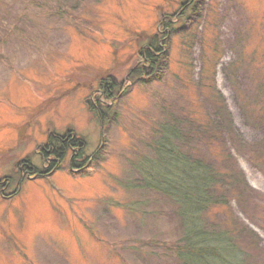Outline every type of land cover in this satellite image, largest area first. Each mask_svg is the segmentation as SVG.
<instances>
[{
    "label": "rangeland",
    "instance_id": "rangeland-1",
    "mask_svg": "<svg viewBox=\"0 0 264 264\" xmlns=\"http://www.w3.org/2000/svg\"><path fill=\"white\" fill-rule=\"evenodd\" d=\"M182 2L0 0V179L20 163L46 166L38 148L54 133L83 139L92 167L71 173L68 154L47 176L13 178L0 193V264H184L178 205L141 188L132 164L152 158L165 113L227 120L215 111L218 95L232 121L230 156L211 159L240 178L200 217L234 237L245 264H264V158L255 157L264 143V0L196 1L198 17L189 10L172 21L189 19L166 37L162 78L136 81L139 47L162 36ZM102 80L116 90L113 121L91 109Z\"/></svg>",
    "mask_w": 264,
    "mask_h": 264
},
{
    "label": "trees",
    "instance_id": "trees-1",
    "mask_svg": "<svg viewBox=\"0 0 264 264\" xmlns=\"http://www.w3.org/2000/svg\"><path fill=\"white\" fill-rule=\"evenodd\" d=\"M196 1L198 0H184L181 7L178 9L177 6V10L171 14V19L162 21V36L154 33L147 37L145 45L138 49L137 56L141 62L136 63L132 68L133 79L148 84L162 78L168 61L166 37L177 24V21L173 24L172 21L175 16L178 18H183V15L187 16L189 10L198 17L199 6L195 4ZM189 3H191L189 9H185L184 7ZM188 21V17L184 18V21L176 26L178 31L183 29V24ZM98 86V93L101 94L102 100L97 96L95 102L98 104L91 103V109L99 119L113 121L115 117L111 116L110 106L114 103L112 100L116 96V90L113 83L108 80L100 81ZM217 97V100L220 101V108H216L215 111L223 113L222 117H227V120L219 122L213 118V120L209 119L208 115H201L202 111L199 109L186 112V118H183L182 121L165 113L164 119L157 122L154 138L149 145L153 151L152 158L132 164V170L140 175L141 188L159 192L163 197L178 205L177 214L182 226L181 240L183 242L180 241L177 251L184 264H200L206 258H209L212 263L213 261L223 264L246 263L241 256L242 252L237 251L240 246L234 243L236 242L233 241L234 237L226 235L229 234L226 230L208 231L207 228H204V220L200 217V214L207 208L225 203L226 198L223 193L227 186L234 188L240 178V173L235 175L236 172L231 170L230 166L227 165L225 169H222L221 165L217 166L218 162L211 159L214 153L218 154L220 151L222 155L227 153L224 156L225 160H229L230 156L229 141L224 131L230 129L232 121L225 102L220 99L222 97L219 95ZM262 104L259 105L261 109ZM63 136L58 133L51 134L44 146L38 148L42 164L43 161H46L47 165L40 169L33 166V175H49L60 168L67 155H72L73 152L78 153L76 157L79 159L81 157L84 160L88 159L84 154L85 141L83 139L76 138L74 135H66L64 136L66 139H64ZM239 142H241L240 139L237 140V143ZM68 143L72 144V150L67 146ZM202 145L204 149L206 148L204 154L200 151V147L203 148ZM260 150L262 151L255 157L262 160L264 158V143H262V149L259 148ZM84 160L83 164H86L87 162L85 163ZM78 162L73 158L69 160V165L76 168L74 164ZM87 164L84 169L76 170L75 174H84L89 170L88 168H92L91 164ZM257 166L259 165L257 164ZM5 180L6 178L0 179L1 193L5 188ZM204 243L206 244L204 245Z\"/></svg>",
    "mask_w": 264,
    "mask_h": 264
},
{
    "label": "flooded vegetation",
    "instance_id": "flooded-vegetation-1",
    "mask_svg": "<svg viewBox=\"0 0 264 264\" xmlns=\"http://www.w3.org/2000/svg\"><path fill=\"white\" fill-rule=\"evenodd\" d=\"M61 136H63V134H60ZM70 134H68V136H69ZM64 136H66V134L64 135ZM63 136V137H64ZM64 139H66L65 137H64ZM65 143H67V142H65ZM66 145V144H65ZM67 146L72 150V148H73V146H72V144L71 143H68L67 144ZM74 151H75V149H74ZM78 153H76V152H73L72 153V155L70 154L69 155V157H68V159L70 160V159H75V160H77V161H79L78 163H76V164H74V166L76 167V168H73L72 167V165H69V168H70V170H82V169H84L85 167H86V164L88 163H86V164H83V160H84V158H77L76 157V155H77ZM89 159H90V157H89ZM85 161V160H84ZM89 161V160H88ZM81 164H83V165H81ZM87 165H89V163L87 164ZM14 171H15V175H17V176H20V179L18 180V181H20V180H22V179H24V178H30V177H32L33 176V171H34V167L33 166H31L30 164H23V163H20V164H18V166H17V168L15 167V169H14ZM9 178V177H8ZM11 178V177H10ZM10 179H7V180H5V188H8V186L11 184V182L13 181V179L11 178V181H9ZM18 181H17V183H18ZM4 188V189H5Z\"/></svg>",
    "mask_w": 264,
    "mask_h": 264
}]
</instances>
